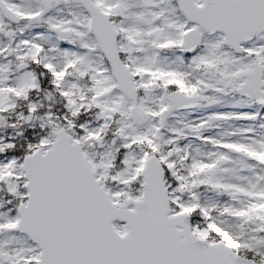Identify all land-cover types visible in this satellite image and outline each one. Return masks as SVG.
<instances>
[{"label": "snow or ice", "instance_id": "obj_1", "mask_svg": "<svg viewBox=\"0 0 264 264\" xmlns=\"http://www.w3.org/2000/svg\"><path fill=\"white\" fill-rule=\"evenodd\" d=\"M0 264H264V0H0Z\"/></svg>", "mask_w": 264, "mask_h": 264}]
</instances>
